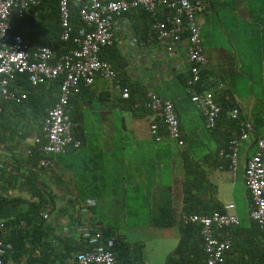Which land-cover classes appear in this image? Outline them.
<instances>
[{"label":"crops","instance_id":"1","mask_svg":"<svg viewBox=\"0 0 264 264\" xmlns=\"http://www.w3.org/2000/svg\"><path fill=\"white\" fill-rule=\"evenodd\" d=\"M56 1L60 48L65 52L76 44L62 39L60 5L59 0ZM88 2L80 7L77 24L71 15L74 34L86 27L81 9ZM41 4L42 0L27 11L32 22L25 27L28 34L34 31L43 33L45 22L53 24L56 21L41 17V13H46L40 10ZM127 17L129 24L124 19H117L114 41L108 45H115L117 50L110 56L112 59L105 57L115 67L117 79L97 76L91 86H84L74 95L78 96L73 103L70 101V115L71 109L77 112L74 120L76 133L84 144L63 153L58 161L55 160V169L35 173L37 184L51 185L62 197L57 204L54 223L58 237H64L65 233L70 237L85 228L113 231L114 238H104L110 242V250L112 240L124 244L115 247L118 264H167L168 256L181 238L183 215L232 211L239 222L214 229L216 237L231 241L222 264H244L245 261L253 264L256 260L242 253L244 246L235 244L234 231L238 226H252L250 212L253 204L245 183V170L248 159L256 152L257 137L264 135V0H208L206 9L200 14L202 44L208 58L205 76L211 79L212 91L226 90L237 104L240 118L254 123L250 138L241 144L235 170L230 169L226 153L230 140L240 136L237 124L222 120L215 129H209L201 105L189 97L178 99V115L185 139V145L179 146L165 132L161 139H156L151 132L153 116L137 115L136 109L126 103L117 84L129 86L119 79V71L147 92V106L149 93L169 94L171 88L178 86L174 82V70L190 66L186 35L170 54L165 43L156 42L154 36L146 34L148 24L151 25L147 12L134 9ZM150 33L151 36L153 32ZM134 36L138 42L132 46L130 40ZM34 43V49L44 45L35 40ZM205 76L202 74L201 79L206 84ZM51 80L32 85L40 86ZM201 83L196 86L198 91L204 90ZM13 90L25 98L10 103H23L24 106L20 112L12 104L6 111L4 109L8 118L1 116L0 129L4 125L8 136L0 142V156L3 162L11 165L9 169L17 178L14 182L4 179L3 183L7 184L6 189L9 185L8 194L29 198L30 187L20 184L31 175L19 177L18 174H22L28 164L29 149L35 147L36 139L42 136L45 119L59 100L61 86L55 104L42 112H36L35 107L28 105L30 98L26 92L19 88ZM231 114L229 111L228 115ZM41 174L49 175L50 179ZM85 200L87 206L83 205ZM228 204H234V208L227 209ZM162 207L175 211V225L160 227L151 223ZM200 234L202 236V230ZM241 236L247 237L250 233L243 232ZM194 240L197 241L191 238V242ZM202 241L201 250L200 246L187 250V264H207L203 236ZM9 244L11 246L5 253L9 264H80L77 254L92 249V244L84 237L78 238V242L57 244L55 251L46 250L44 253L39 248L31 251L29 240L24 239L23 244H18L19 250H13L12 242ZM38 257L42 259L37 261ZM193 258L196 260L192 261Z\"/></svg>","mask_w":264,"mask_h":264},{"label":"built area","instance_id":"2","mask_svg":"<svg viewBox=\"0 0 264 264\" xmlns=\"http://www.w3.org/2000/svg\"><path fill=\"white\" fill-rule=\"evenodd\" d=\"M39 2L0 0V119L3 113L2 99L21 102L25 98V95L17 94L11 88L19 75H27L34 85L64 77L59 100L45 119L42 136L35 141L38 150L45 154L38 161L28 162L23 171L50 169L55 166L56 160L50 155L65 153L83 145V140L76 133L77 124L70 115L71 98L80 93L84 86H91L97 76L117 79L115 67L100 52L103 47L113 43L117 19H124L129 24L127 16L134 9H143L150 15L153 31L151 37L165 43L170 54L174 53L176 44L186 35L191 99L202 106L207 127L212 130L217 127L222 107L216 101L215 93L206 89L201 79L208 58L202 44L200 14L206 9L208 0H89L81 9L86 27H82L77 34H74L71 24L70 0H59L62 39L73 41L76 46L58 56L51 46L40 44L34 49L27 36L11 32L13 20L23 17L32 5ZM137 42L136 36L130 40L132 46ZM199 83L204 90L196 89ZM117 89L123 97L130 96L129 87L119 83ZM148 98L147 107L154 112L152 134L156 139H161L162 126L177 145L184 146L185 139L175 104L155 93H149ZM231 115L239 120L241 130L239 137L230 140L229 151L226 153L230 169L235 170L241 144L250 138L254 123L241 119L238 108H234ZM158 116L162 124L157 121ZM28 152L30 154L32 150ZM245 183L253 204L250 217L264 231V135L257 137L256 152L247 161ZM233 208L234 204L227 205V209ZM181 218L185 223H196L202 227L207 264H222L226 252L231 248V241L216 237L214 229L237 224V215L232 211H214L210 215L185 214ZM83 236L92 244V249L79 252L77 260L80 264H118L115 254L102 242L101 232L84 230ZM10 246L0 239V264H8L4 256Z\"/></svg>","mask_w":264,"mask_h":264},{"label":"trees","instance_id":"3","mask_svg":"<svg viewBox=\"0 0 264 264\" xmlns=\"http://www.w3.org/2000/svg\"><path fill=\"white\" fill-rule=\"evenodd\" d=\"M87 0H70L71 3V15L72 20L75 24L79 22V9L80 7L85 4ZM45 10L46 13H41V17H47L53 20H56L55 23H44V31L43 33H36L35 31L32 32V34L26 33L25 27L29 24H32V22L28 19L27 12L23 17H16L13 20V27L11 32L12 33H21L24 36H29V38L32 41V46H35V42H42L44 45H52L55 49L56 55H60L62 52L60 45L61 41L59 39V32H60V25L58 21V3L56 0H42V4L40 6V10ZM47 9V10H46ZM145 13V10H143ZM34 25V24H33ZM41 26V24H40ZM36 28V26L34 25ZM151 25L146 28V34H148V37H151L149 34L150 31L153 32L150 29ZM147 37V38H148ZM155 41L158 42L159 40L155 38ZM71 43V42H70ZM70 43H67L68 45ZM67 46L66 43H63ZM62 44V45H63ZM116 47L115 45L105 47L102 51L101 55L103 57H109L112 59V55L116 53ZM116 68L118 69V65L115 63ZM181 67V66H180ZM206 68V67H205ZM206 70L202 73L204 76L206 74ZM174 82L178 84L175 89H170L169 94L167 92H164V94H159V96L171 100L175 104L176 111L178 113L177 109V103L176 101L178 99L183 100L184 98L189 97L191 99V95L189 93V87H188V78L190 75V66L189 68L187 65L182 70H174ZM119 79L122 81V83L128 85L131 89L130 96L125 99L126 103L131 106L132 108L136 109L137 115H150L153 116L154 112L150 108H147L145 106V100L147 98V92L142 88L138 86V84L128 80L124 75L122 71H119ZM208 77H204L206 81V89L213 90V87L211 85L210 80L207 79ZM63 81V76L53 79L49 81L48 83L42 84L40 86H33L30 80L28 79L27 75H19V77L12 83V88H19L20 91L26 92L28 95V98H30V102L28 103L29 106L35 107L36 112H42L45 111V108L52 107L55 104L56 101V93L60 90V86ZM17 84V85H15ZM175 90V92H174ZM175 93V94H174ZM40 95V97H38ZM78 96V95H77ZM77 96H74L71 99V103H73ZM216 101L221 105L222 111L219 116L217 126L222 122L229 121L231 123L237 124L239 126V120L232 119V116L228 115L229 111H232L234 108L237 107V104L233 101L232 97L225 91L223 92H216L215 93ZM27 100V101H28ZM12 102L11 100H1V104L3 106V118H8L6 113L4 112L8 109L9 104ZM15 107V110L20 112L22 111V107L24 106L23 103H17L12 104ZM10 107V106H9ZM71 115L73 117V120L77 119V112L74 111V109H71ZM180 118V117H179ZM157 121L162 124L159 116L157 118ZM2 129V128H1ZM0 129V142L4 141L5 138L8 136L4 131V125L3 129ZM164 128L161 126L160 133L163 134ZM166 133V132H165ZM83 138V136L81 135ZM84 144V143H83ZM32 153L28 155L27 161H38L39 158H41L45 153L42 151H39L38 148L35 146L32 149ZM63 155L56 154V155H50L51 157H54L57 161L60 159V157ZM3 157L0 156V239H4V241H8L9 243L12 242L13 244V250L18 249V244H23L24 239L25 241L29 240L31 241V251L37 250L39 248L42 253L46 250L55 251L56 247L55 245H62L67 244L73 241L78 242V238L82 239L83 231L85 229H81L80 233L72 234V236L69 237V234H64V237H58V233L55 231V219L57 218L56 211L58 210V201H60L62 198L56 191L51 187V185L47 184L45 185H39L35 182L36 176L35 173L40 172H46L51 169H55L56 166L50 168V169H41L37 171H33L31 169L25 170L22 172V174H18V176L25 177L27 175H31L26 180L21 181V186H28L30 187V198H24L23 196H13L11 194H8V188L6 189L7 184H4V179L8 182H14L15 175H13V171H11V165H7L6 162H3ZM6 163V164H5ZM34 174V175H33ZM38 175V174H37ZM20 179V178H19ZM18 180V179H17ZM45 183V182H44ZM13 186H16L15 184H12ZM25 186V187H26ZM6 189V190H5ZM6 192V193H4ZM72 201V200H69ZM92 201V200H89ZM84 206H87V202H83ZM251 218V217H250ZM182 219V218H181ZM252 220V219H251ZM176 215L175 211L170 207H162L159 212L154 215L152 218L151 223L155 226L160 227H169L173 226L176 223ZM181 224V238L179 241V244L174 249V251L168 256L167 258V264H187V250H193L196 246H200L201 250V244H203L202 236H201V228L196 223H185L183 220ZM91 231H98V230H91ZM102 242L105 243L104 245L108 248V244L110 242L105 241L104 237H113L115 232L113 231H102ZM99 231V232H100ZM243 232L250 233V236L242 237L241 234ZM234 234L236 236L235 244L238 246H244L242 249V253L247 254L248 256L252 257L254 260H256L253 264H264V231H262L257 223L252 220V226L248 228H244L242 226H238L237 229H235ZM85 238V237H84ZM191 238L197 239V241L194 240V242H191ZM87 240V238H86ZM112 240V239H110ZM88 241V240H87ZM113 246L111 247V251L113 253H116L117 249L115 247L121 246L123 247L124 244L120 243L119 240L114 241ZM22 248V246H19ZM241 252V251H240ZM79 254V253H78ZM77 254V255H78ZM201 256V255H200ZM5 261L7 260L6 255L4 256ZM42 257H38L37 261H40ZM77 259V256H76ZM196 258H193L192 261H195ZM7 262V261H6ZM8 263V262H7ZM118 263V261H117ZM9 264V263H8ZM95 264V263H93ZM244 264H250V262L245 261Z\"/></svg>","mask_w":264,"mask_h":264},{"label":"rangeland","instance_id":"4","mask_svg":"<svg viewBox=\"0 0 264 264\" xmlns=\"http://www.w3.org/2000/svg\"><path fill=\"white\" fill-rule=\"evenodd\" d=\"M32 121H33V119H32ZM43 175H44L45 177H47L48 179H50V178H49V175H47V174H41V176H43ZM39 177H40V176H38V178H39ZM29 198H30V197H29Z\"/></svg>","mask_w":264,"mask_h":264}]
</instances>
